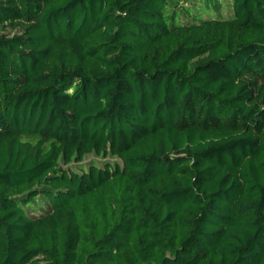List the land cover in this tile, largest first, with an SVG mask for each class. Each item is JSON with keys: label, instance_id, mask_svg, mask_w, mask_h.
<instances>
[{"label": "trees", "instance_id": "trees-1", "mask_svg": "<svg viewBox=\"0 0 264 264\" xmlns=\"http://www.w3.org/2000/svg\"><path fill=\"white\" fill-rule=\"evenodd\" d=\"M0 264H264V0H0Z\"/></svg>", "mask_w": 264, "mask_h": 264}, {"label": "rangeland", "instance_id": "rangeland-1", "mask_svg": "<svg viewBox=\"0 0 264 264\" xmlns=\"http://www.w3.org/2000/svg\"><path fill=\"white\" fill-rule=\"evenodd\" d=\"M105 163H111V164H117L120 163V161L115 157H101L97 155H89L85 157L84 161L80 164H75L72 167H81L83 169H88L90 165H98V166H104Z\"/></svg>", "mask_w": 264, "mask_h": 264}]
</instances>
